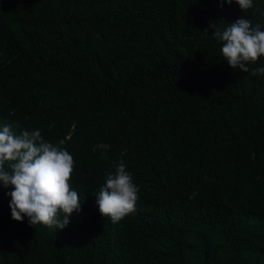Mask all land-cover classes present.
Returning a JSON list of instances; mask_svg holds the SVG:
<instances>
[{"label":"trees","instance_id":"16d2710c","mask_svg":"<svg viewBox=\"0 0 264 264\" xmlns=\"http://www.w3.org/2000/svg\"><path fill=\"white\" fill-rule=\"evenodd\" d=\"M221 3L0 0V127L63 139L82 202L64 229L31 226L0 185V264H264V75L210 27L264 26V0ZM120 160L139 198L113 224L95 196Z\"/></svg>","mask_w":264,"mask_h":264},{"label":"clouds","instance_id":"9594fccd","mask_svg":"<svg viewBox=\"0 0 264 264\" xmlns=\"http://www.w3.org/2000/svg\"><path fill=\"white\" fill-rule=\"evenodd\" d=\"M233 2L242 13L254 7L253 0H222L221 6ZM210 27L214 30L212 37L222 43L220 51L231 68L251 71L252 76L264 75V66L250 69V65L264 57V26L253 25L241 16L223 31L214 24ZM64 144L63 139L55 145L45 140L40 129L16 134L11 125L0 127V185L13 189L6 195L11 198L9 208L14 221L22 222L27 217L31 226L64 229L73 213L80 214L81 195L72 187L76 162ZM110 148L109 144L100 143L92 151L99 150L108 159L106 153ZM113 169L106 174L95 198L99 214L118 224L135 212L139 188L123 160L114 163Z\"/></svg>","mask_w":264,"mask_h":264}]
</instances>
